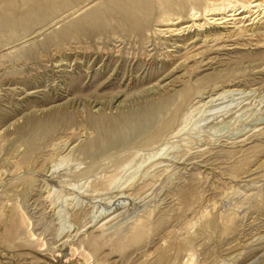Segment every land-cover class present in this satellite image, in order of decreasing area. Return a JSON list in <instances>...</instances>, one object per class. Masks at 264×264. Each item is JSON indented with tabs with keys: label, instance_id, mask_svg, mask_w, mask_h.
<instances>
[{
	"label": "rangeland",
	"instance_id": "1",
	"mask_svg": "<svg viewBox=\"0 0 264 264\" xmlns=\"http://www.w3.org/2000/svg\"><path fill=\"white\" fill-rule=\"evenodd\" d=\"M82 1L0 0V264H264V17Z\"/></svg>",
	"mask_w": 264,
	"mask_h": 264
},
{
	"label": "bare ground",
	"instance_id": "2",
	"mask_svg": "<svg viewBox=\"0 0 264 264\" xmlns=\"http://www.w3.org/2000/svg\"><path fill=\"white\" fill-rule=\"evenodd\" d=\"M87 1H89V0H83L82 2L84 3V2H87ZM115 1V0H114ZM141 1V0H140ZM139 0H121V2L122 3H120L119 4V2L118 3H116V2H114L115 4H116V6H117V10L116 9H113V7H116V6H114V4H113V7H109V5H107L106 7H109V11H105V12H101L100 13V10H99V12H97L96 13V16H97V18L101 21L102 19H104L105 20V18H107V17H117V16H119V17H117V18H120V17H127L123 12H124V10H123V12L121 11V10H119V8L121 9H125V12L128 10V9H131V10H133V9H137V8H140V7H142L143 5H142V2H140ZM171 1V0H170ZM173 1H175L174 2V5L176 6V5H179V7H180V9H179V11L180 12H178V13H176V15H173L172 16V14H163L164 16H162V18H161V24H160V22H159V24L160 25H163L164 26V30H162L161 32H164L165 34H167V33H169L170 34V36H172V37H175V36H183V34H184V32L188 29V30H190L191 28H197V29H201V31L197 34V38H195V39H193L192 40V44H193V47H200V45L202 46V44L204 43L205 44V42H207V41H209L210 40V38L211 37H213V35H212V33H205V31H206V29H205V31H202V30H204L203 29V27L205 26V24L208 22V23H216V24H222V23H228L230 20H236V19H238V18H236L237 16H241V18L240 19H246V18H249L250 20H256L257 18H259V17H264V15H262V14H264V0H191L193 3H195V5H192V6H189L188 7V10H189V8H190V10H189V12L186 14V13H184L183 12V9L186 7V6H188V4H185V1L187 2L188 0H172L171 1V3L173 2ZM190 1V0H189ZM112 2V1H111ZM113 3V2H112ZM144 3V2H143ZM188 3V2H187ZM77 4V3H76ZM135 4V5H134ZM173 4V3H172ZM199 4V5H198ZM112 5V4H111ZM145 5V4H144ZM105 6V5H104ZM140 6V7H139ZM105 7V8H106ZM160 7V6H159ZM171 7V6H170ZM98 9H99V7H98ZM101 9H102V7H101ZM161 9V8H160ZM167 9V8H166ZM165 9V10H166ZM94 10V9H93ZM103 10V9H102ZM140 10V9H139ZM141 10H142V8H141ZM140 10V11H141ZM143 10H145V9H143ZM169 11H170V9H168ZM173 10V9H172ZM186 11H188L187 9H185ZM92 11V10H91ZM128 11H130V10H128ZM146 11V10H145ZM167 11V10H166ZM185 11V12H186ZM89 12V11H88ZM93 12V11H92ZM134 12V11H133ZM147 12V11H146ZM203 12H204V15L202 16V14H203ZM138 13V12H137ZM137 13H136V11H135V14H136V16H137ZM162 13V12H161ZM174 13V12H173ZM246 13V14H245ZM89 14V13H88ZM133 14V13H132ZM139 14V13H138ZM87 15V14H86ZM86 15H85V18H86ZM90 15V14H89ZM91 15H94V14H91ZM149 15V14H148ZM160 15V14H159ZM162 15V14H161ZM211 15V16H210ZM95 16V17H96ZM135 16V17H136ZM147 16V15H146ZM190 17V20L192 19V21L190 22L189 20H186V18L185 17ZM89 17V16H88ZM140 17H142V16H140ZM148 17V16H147ZM129 18H131V17H129ZM133 18V17H132ZM131 18V19H132ZM89 18H87V20H88ZM92 20H93V18H91ZM108 20L110 19V18H107ZM124 19V18H123ZM131 19H129V20H131ZM136 19V18H135ZM138 19H139V17H138ZM156 19H157V17H156ZM203 19H205V21L203 22ZM86 20V19H85ZM96 21H98L97 19H96ZM96 21H94V22H96ZM122 21V20H121ZM134 21V20H133ZM137 21V20H136ZM157 21V20H156ZM189 21V22H188ZM90 22V21H89ZM94 22H91L92 24L94 23ZM119 22V21H118ZM131 22V21H130ZM141 22V21H140ZM139 22V23H140ZM86 23H87V21H86ZM90 23V24H91ZM132 23V22H131ZM254 23V22H253ZM89 24V23H88ZM89 24V25H90ZM96 24V23H95ZM94 24V25H95ZM129 24V23H128ZM251 24V23H250ZM94 25H92V26H94ZM97 25V24H96ZM95 25V26H96ZM140 25H142L141 23H140ZM92 26H90V27H88V31H87V34H88V37H90L91 38V36L93 35V37L94 36H96V35H101L102 34V30L103 29H101L98 25V27L97 28H93ZM131 26V25H130ZM135 26V25H134ZM218 26V25H217ZM142 27H144L145 28V26L143 25ZM141 27V28H142ZM124 28V27H123ZM134 28V27H133ZM210 29V28H209ZM187 30V31H188ZM208 31V30H207ZM163 33V34H164ZM196 33V32H195ZM226 33V32H225ZM86 34V35H87ZM233 34V33H232ZM221 35H223V34H221ZM32 36V35H31ZM226 36V38L228 37V36H231L230 35V33H228V34H226L225 35ZM164 37H165V35H164ZM218 37H220V36H218ZM168 38H169V36H168ZM222 38V37H221ZM229 38V37H228ZM170 39V38H169ZM172 39V38H171ZM170 39V40H171ZM174 39V38H173ZM176 39H177V37H176ZM176 39H174V40H176ZM180 39V38H179ZM178 39V40H179ZM212 39V38H211ZM180 41V40H179ZM201 41H203L202 43H201ZM215 41V40H214ZM213 42V41H212ZM169 44V43H168ZM76 46V45H75ZM210 46V45H209ZM81 48V50H84V46L83 47H80ZM74 49H79V47H75ZM73 49V50H74ZM223 94V93H222ZM219 95V94H218ZM217 95V96H218ZM221 95V94H220ZM213 98V97H212ZM216 98V97H215ZM218 99H219V97H217ZM211 100V99H210ZM209 100V101H210ZM217 100V99H216ZM166 113V112H165ZM160 115V114H159ZM158 115V113L156 114V112L154 111H152V112H149V113H146V114H143V116L142 115H137L136 117V120H134L136 123H135V129L136 130H140V131H142V130H144L143 129V125H145V123L146 124H148L149 126H155L158 122H159V119H160V121H162L163 119H162V116H159ZM130 120V119H129ZM128 120V121H129ZM127 121V122H128ZM132 121V120H131ZM128 123H130V122H128ZM128 123H126V124H128ZM132 124H133V122H131ZM160 123V122H159ZM147 125V126H148ZM128 126V125H127ZM146 126V127H147ZM120 128H118V130L117 131H112L111 133L109 132V134H106V130H105V133H103V136L104 137H106V139H108L106 142H105V144L103 143V146L102 147H100V149H99V151H104L103 153H105V152H107V150L108 149H110L111 150V148H113V146H116L117 144H120V143H122V141H123V138L126 136H124V133H125V130H126V128H125V125H123V126H119ZM129 127V126H128ZM127 127V128H128ZM134 128H132V130H133ZM132 130H130V131H132ZM146 130V129H145ZM108 131V130H107ZM144 132V131H143ZM142 132V133H143ZM146 132H148V131H146ZM146 132H145V134H146ZM137 133V132H136ZM132 134H133V131H132ZM137 134H139V133H137ZM102 135V134H101ZM140 135H142V134H140ZM135 137H136V135H134ZM112 137V138H111ZM128 137V136H127ZM126 137V138H127ZM142 137V136H141ZM128 139V138H127ZM132 140V139H131ZM125 141V140H124ZM122 145V144H121ZM103 155V154H102ZM82 263V262H81ZM79 264H80V262H79ZM84 264V263H83Z\"/></svg>",
	"mask_w": 264,
	"mask_h": 264
}]
</instances>
